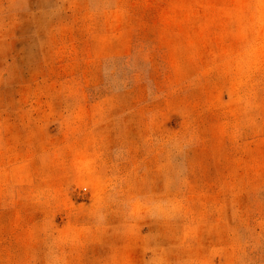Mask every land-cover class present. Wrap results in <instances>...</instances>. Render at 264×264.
Here are the masks:
<instances>
[{"label": "rangeland", "instance_id": "374dc122", "mask_svg": "<svg viewBox=\"0 0 264 264\" xmlns=\"http://www.w3.org/2000/svg\"><path fill=\"white\" fill-rule=\"evenodd\" d=\"M0 264H264V0H0Z\"/></svg>", "mask_w": 264, "mask_h": 264}]
</instances>
